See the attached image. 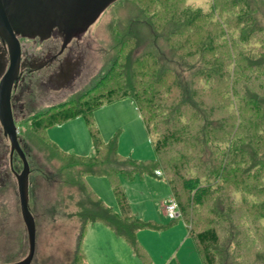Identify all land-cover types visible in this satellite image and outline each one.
Wrapping results in <instances>:
<instances>
[{
	"label": "trees",
	"instance_id": "16d2710c",
	"mask_svg": "<svg viewBox=\"0 0 264 264\" xmlns=\"http://www.w3.org/2000/svg\"><path fill=\"white\" fill-rule=\"evenodd\" d=\"M144 1L151 11L149 28L163 44L157 41L153 51L133 57L139 40L126 35L115 65L87 95L41 111L29 122L65 163L63 168L72 170L69 184L83 197L73 264H87L84 234L90 224L100 223L123 239L141 264H153L137 234L176 222L162 226L132 213L120 179L145 175L165 180L202 264H220L224 243L227 264H264V254L250 246L251 238L261 234L259 201L240 204L233 198L254 193L257 182L259 190L264 188V0H214L221 22L200 9L192 12L184 2ZM155 19L161 24L156 26ZM112 75L116 79L107 82ZM127 99L150 137L152 160L122 157L117 136L103 142L94 128L97 110ZM76 118L89 129L92 157L61 152L46 139L48 129ZM89 176L110 179L118 212L92 191Z\"/></svg>",
	"mask_w": 264,
	"mask_h": 264
},
{
	"label": "rangeland",
	"instance_id": "374dc122",
	"mask_svg": "<svg viewBox=\"0 0 264 264\" xmlns=\"http://www.w3.org/2000/svg\"><path fill=\"white\" fill-rule=\"evenodd\" d=\"M173 1L171 4L175 5L184 2L192 12L200 9L203 13L212 14L217 22H221L219 14L216 13L214 0ZM146 3L144 0H121L110 6L85 36L91 39V50L85 64L87 69L84 79L72 92L65 93L59 98H52L51 103L49 101L43 104L34 112L38 114L71 98L79 99L87 95L99 83L100 76L113 64L115 65L119 51L118 44L126 35L139 40V47L133 52V57L153 51V43L157 41L162 45L163 40L159 39L160 36L154 31V27L153 30L149 28L152 21L148 12L151 11L145 6ZM196 15L197 13H194V16ZM155 21L156 26L161 24L156 19ZM113 79H116L115 75H112V79L107 82L110 83ZM183 79L186 81V77ZM93 124L100 132L103 142H108L117 136L118 153L122 157L137 161L154 158L150 137L130 99L97 110L93 115ZM30 125L29 122L17 124V131L20 133L19 140L32 171L29 175V209L36 224V243L35 256L31 264H73L82 226L76 214L83 197L78 188L69 184L72 170L68 172L63 168L65 163L50 145L31 130ZM45 135L48 143H52L61 152L78 157H92L94 154L89 129L82 118L52 127L45 132ZM86 182L101 201L114 212H118L110 179L89 176ZM261 182L263 181H259ZM120 183L132 213L138 219L156 222L162 226H168L170 221L176 222L165 232L144 231L137 234V241L144 247L153 264H202L193 241L188 237L187 240L185 239L188 232L182 216L176 220H169L164 212L165 203L172 198L162 177L145 175L138 176L132 181L121 178ZM259 185L261 184L258 182L257 185L254 184V193L231 196L236 199L235 203L238 199L241 200L240 204L259 201L256 203V214L258 223L262 224L261 234L251 238L250 246L257 249L255 251L257 254L263 255L264 188L259 190ZM219 188L217 185L216 192ZM94 225L96 224L88 226L89 229H86L83 238L82 249L87 264H90L89 260L92 264H141L138 259L127 258L130 249L126 255L122 251L121 257L118 258L117 251L109 245L105 234L93 230ZM98 225L105 227L101 223ZM226 245L227 243H224L219 252L220 264L228 263L223 249ZM28 253V234L21 216L18 186L15 182H10L0 189V264L19 263L28 256Z\"/></svg>",
	"mask_w": 264,
	"mask_h": 264
},
{
	"label": "flooded vegetation",
	"instance_id": "af4514ba",
	"mask_svg": "<svg viewBox=\"0 0 264 264\" xmlns=\"http://www.w3.org/2000/svg\"><path fill=\"white\" fill-rule=\"evenodd\" d=\"M89 29L85 34L67 41L57 30L42 40L23 37L13 30L11 36H6L0 26V107L8 88L11 118L16 129L17 124L34 119L36 108L49 101L51 103L52 98L72 92L84 79L85 64L91 50V39L85 38ZM16 134L31 174L17 130ZM23 167L20 155L12 150L0 110V189L10 182L17 184Z\"/></svg>",
	"mask_w": 264,
	"mask_h": 264
},
{
	"label": "water",
	"instance_id": "95a60500",
	"mask_svg": "<svg viewBox=\"0 0 264 264\" xmlns=\"http://www.w3.org/2000/svg\"><path fill=\"white\" fill-rule=\"evenodd\" d=\"M120 0H0V26L6 36L17 34L26 38L51 36L54 30L67 41L85 34L100 16ZM1 102L2 124L9 136L12 150L23 161V171L17 177L18 194L23 223L28 234L29 253L16 264H31L35 256L36 224L29 209V165L22 152L11 118L8 88Z\"/></svg>",
	"mask_w": 264,
	"mask_h": 264
},
{
	"label": "crops",
	"instance_id": "0c3cea01",
	"mask_svg": "<svg viewBox=\"0 0 264 264\" xmlns=\"http://www.w3.org/2000/svg\"><path fill=\"white\" fill-rule=\"evenodd\" d=\"M97 229H95V227H93V230H95V231H99V232H102L103 234H105V236L107 237V239H108V241H109V245H111L116 251H117V257L119 258V257H121V254H122V251L125 253V255L128 253V250L130 249V247L126 244V242L123 240V239H121V238H119V237H117L111 230H109L108 228H106V227H101V225H98V224H96V225H94ZM99 226V227H98ZM173 226V225H172ZM171 226V227H172ZM103 228V229H102ZM87 229H89V228H87ZM167 229H165V230H161V231H150V232H157V233H160V232H165ZM186 230H188L187 229V227H186ZM188 232V231H187ZM89 233V231H87V234ZM188 237V233H187V236L185 237V239ZM189 238V237H188ZM187 240V239H186ZM128 248V249H127ZM83 252H84V250H83ZM129 254H127L126 256H127V258L128 257H130L131 259L132 258H134V259H137V257L135 256V254L133 253V251L130 249L129 250ZM84 255H85V253H84ZM94 256H95V254L93 255V259H94ZM132 256V257H131ZM86 257V256H85ZM133 259V260H134ZM89 262H90V264H92L91 263V261L89 260Z\"/></svg>",
	"mask_w": 264,
	"mask_h": 264
},
{
	"label": "built area",
	"instance_id": "2783aa9c",
	"mask_svg": "<svg viewBox=\"0 0 264 264\" xmlns=\"http://www.w3.org/2000/svg\"><path fill=\"white\" fill-rule=\"evenodd\" d=\"M166 206L164 205V212L167 215L169 220H176L181 216V212L178 208V205L176 203L175 200L169 199V201H167Z\"/></svg>",
	"mask_w": 264,
	"mask_h": 264
}]
</instances>
